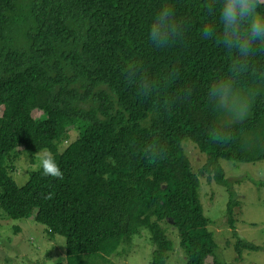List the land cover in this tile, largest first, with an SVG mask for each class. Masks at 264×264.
<instances>
[{"label":"trees","instance_id":"1","mask_svg":"<svg viewBox=\"0 0 264 264\" xmlns=\"http://www.w3.org/2000/svg\"><path fill=\"white\" fill-rule=\"evenodd\" d=\"M157 3L0 0V211L33 217L51 238L63 236L64 256L55 264H88L86 255H109L143 228L154 244L151 264H168L176 248L161 223L177 231L182 264H205L208 257L211 264H231L216 253L201 203L202 173L226 185L236 259L261 248L238 235L234 209L240 201L220 161L264 160V86H258L251 117L227 140L198 106L178 102L167 114L150 112L156 99H137L122 78L130 57L144 59L153 75L176 65L171 91L184 83L202 88L219 55L194 34L172 52L148 51L142 22ZM180 3L192 6L195 25L196 0ZM34 110L41 115L35 118ZM73 131L75 139L59 151ZM154 139L160 154L146 156L144 146ZM188 142L206 155L197 171L185 151ZM40 151L54 157L62 178L44 175L40 164L18 186L10 174L15 160L24 153L34 163Z\"/></svg>","mask_w":264,"mask_h":264},{"label":"clouds","instance_id":"2","mask_svg":"<svg viewBox=\"0 0 264 264\" xmlns=\"http://www.w3.org/2000/svg\"><path fill=\"white\" fill-rule=\"evenodd\" d=\"M191 8H183L180 0H158L142 22L143 46L152 53L172 52L186 46L194 34L219 53L202 88L184 83L170 91L179 77L177 66L153 75L139 56L129 58L121 75L134 87L137 99H156L150 112L167 114L178 102L198 106L220 139H231L236 125L251 117L258 86H264V0H196L195 25ZM161 147L154 139L144 146V154L159 155ZM40 167L44 175L62 178L50 154L42 157Z\"/></svg>","mask_w":264,"mask_h":264},{"label":"rangeland","instance_id":"3","mask_svg":"<svg viewBox=\"0 0 264 264\" xmlns=\"http://www.w3.org/2000/svg\"><path fill=\"white\" fill-rule=\"evenodd\" d=\"M2 108L0 106V115ZM40 110L32 112L35 118L41 115ZM73 131L70 137L59 142V151L75 139ZM195 171L206 162V155L188 142L184 145ZM20 150H22L20 148ZM48 152L37 153L35 162L31 163L24 153L15 160V170L10 173L18 186L24 185L31 173L36 170L42 157ZM228 186L240 201V207L234 209L235 225L241 239L259 245L258 250H244L241 260L234 249L237 238L227 222V202L229 199L226 185L215 180L210 181L205 173L201 180V203L204 213L209 218V228L214 233L217 243L216 253L223 261L231 264H264V160L253 163H240L221 160ZM166 235L174 241L176 250L170 254L168 264H182L179 237L171 225H164ZM66 239L56 235L51 238L46 227L33 217L10 218L0 211V264H55L62 259ZM154 244L150 231L143 228L141 234L134 235L130 242L120 245L109 255H86L88 264H151ZM185 262V260H184ZM208 257L205 264H211ZM184 264V263H183Z\"/></svg>","mask_w":264,"mask_h":264}]
</instances>
